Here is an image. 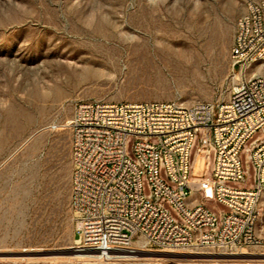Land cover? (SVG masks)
I'll list each match as a JSON object with an SVG mask.
<instances>
[{
  "label": "rangeland",
  "instance_id": "1",
  "mask_svg": "<svg viewBox=\"0 0 264 264\" xmlns=\"http://www.w3.org/2000/svg\"><path fill=\"white\" fill-rule=\"evenodd\" d=\"M250 1L261 0H0V264H264V195L244 254H78L64 127L86 100L226 101L242 77L230 48ZM255 74L264 61L245 73Z\"/></svg>",
  "mask_w": 264,
  "mask_h": 264
},
{
  "label": "built area",
  "instance_id": "2",
  "mask_svg": "<svg viewBox=\"0 0 264 264\" xmlns=\"http://www.w3.org/2000/svg\"><path fill=\"white\" fill-rule=\"evenodd\" d=\"M230 59L242 77L222 103H76L70 206L83 249L234 254L258 243L264 195V0L239 16Z\"/></svg>",
  "mask_w": 264,
  "mask_h": 264
},
{
  "label": "bare ground",
  "instance_id": "3",
  "mask_svg": "<svg viewBox=\"0 0 264 264\" xmlns=\"http://www.w3.org/2000/svg\"><path fill=\"white\" fill-rule=\"evenodd\" d=\"M76 244H79L81 242V239L79 237H77L75 239ZM78 254L83 255L85 258H92V257H102V258H108V257H116V258H136L138 256V254L134 253L136 251H138V249H142L144 251H148L147 249L144 248H134V247H129V248H125L122 250H117L111 253H108L107 255H102L99 252L96 251H92V250H86L81 248L80 246H78ZM160 253V252H159ZM165 253V252H164ZM167 253V252H166ZM188 253V252H187ZM245 252H238L237 254H244ZM166 255V254H165ZM198 255V254H197ZM205 255V254H204ZM109 259V258H108ZM114 259V258H113ZM149 259V258H148Z\"/></svg>",
  "mask_w": 264,
  "mask_h": 264
},
{
  "label": "water",
  "instance_id": "4",
  "mask_svg": "<svg viewBox=\"0 0 264 264\" xmlns=\"http://www.w3.org/2000/svg\"><path fill=\"white\" fill-rule=\"evenodd\" d=\"M138 256L151 257V256H157V253L149 252V251H142L138 253Z\"/></svg>",
  "mask_w": 264,
  "mask_h": 264
},
{
  "label": "crops",
  "instance_id": "5",
  "mask_svg": "<svg viewBox=\"0 0 264 264\" xmlns=\"http://www.w3.org/2000/svg\"><path fill=\"white\" fill-rule=\"evenodd\" d=\"M261 204H262V202H261Z\"/></svg>",
  "mask_w": 264,
  "mask_h": 264
}]
</instances>
